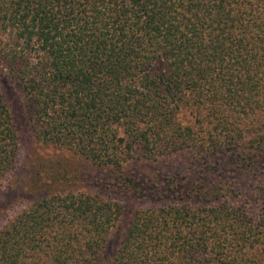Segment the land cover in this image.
<instances>
[{
    "label": "trees",
    "instance_id": "obj_1",
    "mask_svg": "<svg viewBox=\"0 0 264 264\" xmlns=\"http://www.w3.org/2000/svg\"><path fill=\"white\" fill-rule=\"evenodd\" d=\"M26 136L0 264H264V0H0V182Z\"/></svg>",
    "mask_w": 264,
    "mask_h": 264
},
{
    "label": "rangeland",
    "instance_id": "obj_2",
    "mask_svg": "<svg viewBox=\"0 0 264 264\" xmlns=\"http://www.w3.org/2000/svg\"><path fill=\"white\" fill-rule=\"evenodd\" d=\"M59 155L57 151L34 143L29 136L21 137L17 166L13 172L15 178L9 176L0 182V228L29 204L28 200L18 198L19 193L17 192L18 183L20 182L18 177L22 174L24 168L37 167L45 157H57ZM16 178L17 180H15ZM109 242L108 249H115V237H112Z\"/></svg>",
    "mask_w": 264,
    "mask_h": 264
}]
</instances>
